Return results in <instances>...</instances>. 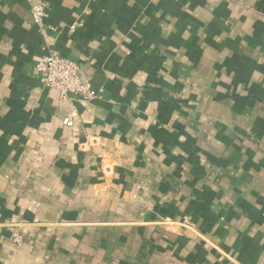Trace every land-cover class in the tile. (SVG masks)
<instances>
[{
    "label": "crops",
    "instance_id": "obj_1",
    "mask_svg": "<svg viewBox=\"0 0 264 264\" xmlns=\"http://www.w3.org/2000/svg\"><path fill=\"white\" fill-rule=\"evenodd\" d=\"M0 264H264V0H0Z\"/></svg>",
    "mask_w": 264,
    "mask_h": 264
},
{
    "label": "built area",
    "instance_id": "obj_2",
    "mask_svg": "<svg viewBox=\"0 0 264 264\" xmlns=\"http://www.w3.org/2000/svg\"><path fill=\"white\" fill-rule=\"evenodd\" d=\"M31 8L34 24L43 28L47 17L45 7L32 2ZM36 72L42 83L57 91L63 100L79 97L87 101L100 96V92L93 89L91 81L83 74L80 64L69 58L53 54L44 56L36 64ZM64 124L71 126L73 123L66 119ZM186 225H189L188 221ZM15 243L21 244L22 239L16 237Z\"/></svg>",
    "mask_w": 264,
    "mask_h": 264
}]
</instances>
